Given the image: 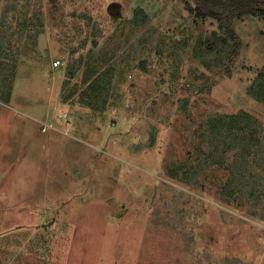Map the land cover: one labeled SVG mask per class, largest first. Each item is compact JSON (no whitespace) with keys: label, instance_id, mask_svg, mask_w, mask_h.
Here are the masks:
<instances>
[{"label":"rangeland","instance_id":"374dc122","mask_svg":"<svg viewBox=\"0 0 264 264\" xmlns=\"http://www.w3.org/2000/svg\"><path fill=\"white\" fill-rule=\"evenodd\" d=\"M195 7L31 0L27 18L36 27L30 13H43L44 45L29 30L6 70L0 50V101L5 119L15 115L0 145V264H264V219L249 204L224 201L212 172L201 187L167 172L208 115L243 109L264 125V102L247 93L264 62V15L233 19L238 54L213 74L193 48L217 22ZM6 14L8 23L23 15ZM96 60L113 73L104 109L78 102L82 70Z\"/></svg>","mask_w":264,"mask_h":264},{"label":"trees","instance_id":"16d2710c","mask_svg":"<svg viewBox=\"0 0 264 264\" xmlns=\"http://www.w3.org/2000/svg\"><path fill=\"white\" fill-rule=\"evenodd\" d=\"M17 6L23 15L19 19L13 15L8 23L6 12L16 9ZM30 6L31 0H8L5 3V15L0 18V50L6 58H3L2 63L4 70L13 65L11 63L14 58H10V52L16 50L13 49V43L18 42L20 38L30 37L29 30L32 32V39L43 33L40 21L43 13H30L37 25L32 26L31 20L27 18ZM195 6L196 17L202 21L210 17L217 22V27L198 36L193 48L194 55L198 56L205 69L213 74L229 70L240 48L238 35L232 27L233 19L247 14L264 15V0H195ZM13 23L19 29H12ZM209 55H212L210 59ZM81 65L82 58L76 66L67 71L68 76H73ZM109 69H99L97 60L86 64L80 75L81 83L86 84L80 101L78 99L79 103L104 109L109 98L113 74ZM203 74L204 72H200L199 76H204ZM69 82L67 79L64 85ZM70 92L74 94V91ZM247 93L255 100L264 102V62L256 70ZM5 98L7 99L8 95H5ZM192 138V152L185 160L167 169L169 176L185 185L197 184L201 187L203 181L199 179L209 178L212 172L224 201L236 206L249 204V213L264 219L263 123L243 109L233 113H216L208 115L193 128ZM215 169L223 175L213 174Z\"/></svg>","mask_w":264,"mask_h":264},{"label":"crops","instance_id":"0c3cea01","mask_svg":"<svg viewBox=\"0 0 264 264\" xmlns=\"http://www.w3.org/2000/svg\"><path fill=\"white\" fill-rule=\"evenodd\" d=\"M7 111H9V109L7 110L5 108V103L0 101V112H1V115H0V136H1L0 145H3V142H4L3 141V132L5 131V128H4L5 120L7 119L9 121L10 120V116H12V118L14 117V119H15V115L13 113H11V111L9 112V117L7 116L6 119H5ZM3 169H4V166L2 167V169H0V173L3 171Z\"/></svg>","mask_w":264,"mask_h":264},{"label":"built area","instance_id":"2783aa9c","mask_svg":"<svg viewBox=\"0 0 264 264\" xmlns=\"http://www.w3.org/2000/svg\"><path fill=\"white\" fill-rule=\"evenodd\" d=\"M59 64H60V60L56 59L53 61L54 66H58ZM51 127H52V124L47 121L46 117H43L39 121L38 129H40L41 131H46Z\"/></svg>","mask_w":264,"mask_h":264},{"label":"water","instance_id":"95a60500","mask_svg":"<svg viewBox=\"0 0 264 264\" xmlns=\"http://www.w3.org/2000/svg\"><path fill=\"white\" fill-rule=\"evenodd\" d=\"M43 43H44V35L40 33L39 34V47L40 48L42 47V45H44Z\"/></svg>","mask_w":264,"mask_h":264}]
</instances>
